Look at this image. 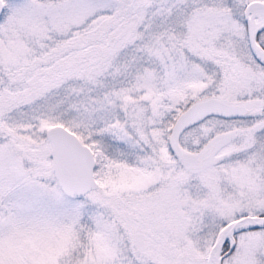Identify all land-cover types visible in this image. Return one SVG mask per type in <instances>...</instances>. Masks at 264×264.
Wrapping results in <instances>:
<instances>
[{"label":"snow or ice","instance_id":"obj_1","mask_svg":"<svg viewBox=\"0 0 264 264\" xmlns=\"http://www.w3.org/2000/svg\"><path fill=\"white\" fill-rule=\"evenodd\" d=\"M0 264H264V0H0Z\"/></svg>","mask_w":264,"mask_h":264}]
</instances>
